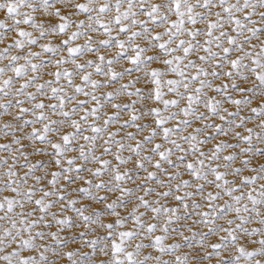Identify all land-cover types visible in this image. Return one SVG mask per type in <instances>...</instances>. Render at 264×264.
Returning <instances> with one entry per match:
<instances>
[{
    "label": "snow or ice",
    "instance_id": "6c2138e0",
    "mask_svg": "<svg viewBox=\"0 0 264 264\" xmlns=\"http://www.w3.org/2000/svg\"><path fill=\"white\" fill-rule=\"evenodd\" d=\"M0 264H264V0H0Z\"/></svg>",
    "mask_w": 264,
    "mask_h": 264
}]
</instances>
